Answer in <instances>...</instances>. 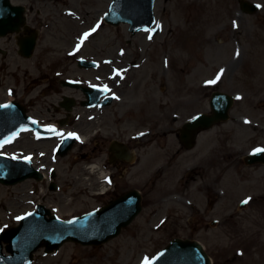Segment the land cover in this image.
Instances as JSON below:
<instances>
[{"label":"rangeland","instance_id":"rangeland-1","mask_svg":"<svg viewBox=\"0 0 264 264\" xmlns=\"http://www.w3.org/2000/svg\"><path fill=\"white\" fill-rule=\"evenodd\" d=\"M250 1L261 7L246 13L238 0H156L160 29L149 39L147 31L130 32L127 23L105 22L110 0H11L25 7L37 42L26 58L16 41L30 31L0 36V102L14 96L40 123L61 126L62 120V127L87 132L89 139L74 142L64 155L55 153L61 141H36L28 132L5 146L1 154H33L32 165L43 178L0 183V229L17 224L37 203L59 208L65 219L96 209L127 188L140 189L143 197L141 212L116 237L97 246L65 242L51 253L40 247L32 264H143L177 236L202 243L212 264H264V175L252 174L264 164L246 166L239 157L264 141V0ZM86 32L91 35L80 44ZM79 58L97 64L80 67ZM117 69L121 74L114 76ZM222 69L215 84H206ZM65 78L107 86L114 97L108 105L84 106L82 90L63 86ZM216 90L238 93L240 99L228 120L183 151L175 131L195 112L209 111ZM63 95L74 101L70 110L59 104ZM126 104L132 108L124 113ZM113 137L135 150L122 170L108 158ZM88 163L103 164L113 175L102 194L96 193L103 186L101 172H87ZM197 180L205 182L204 195ZM213 187L221 192L217 213L208 207ZM246 196L262 214L238 210ZM233 207L243 223L235 216L231 228L227 215ZM201 215L226 220L199 224Z\"/></svg>","mask_w":264,"mask_h":264},{"label":"water","instance_id":"water-1","mask_svg":"<svg viewBox=\"0 0 264 264\" xmlns=\"http://www.w3.org/2000/svg\"><path fill=\"white\" fill-rule=\"evenodd\" d=\"M153 2L154 0H113L105 20L112 24L129 22L132 31L147 27L153 19ZM242 7L247 12L257 9L256 4L245 1L242 2ZM23 12L22 5H12L9 0H0V35L18 31L24 24ZM19 45L22 53L30 56L35 45L34 35L23 39ZM79 63L89 64L84 60ZM71 85L78 86L77 83ZM82 89L90 99L97 98L96 93L84 87ZM84 103L87 104V101ZM231 103L232 97L229 94L214 92L210 101L211 113L199 114L186 122L180 136L181 141H194L197 131L225 120ZM6 105L10 107L0 108V144L5 140L11 141L19 128L34 126L19 103L10 102ZM71 144L72 140L64 143L60 153L64 154ZM256 159L258 156L250 157L248 161ZM26 177L40 178L41 174L30 168L27 161L0 156V182L15 183ZM140 200V193L132 189L107 205L70 220L57 219L48 209L38 205V210L23 218L20 225L0 233V264H30L33 251L40 245L46 246V252L58 248L65 241L99 245L116 236L121 228L132 221L141 209ZM46 214L50 217L47 218ZM2 241L7 243L5 248L10 255L2 252ZM152 261L153 264H210L209 257L199 242L181 238L170 241Z\"/></svg>","mask_w":264,"mask_h":264},{"label":"flooded vegetation","instance_id":"flooded-vegetation-1","mask_svg":"<svg viewBox=\"0 0 264 264\" xmlns=\"http://www.w3.org/2000/svg\"><path fill=\"white\" fill-rule=\"evenodd\" d=\"M264 140V139H263ZM259 142H261V145H262V147L264 148V141H257V143H259ZM130 147V146H129ZM264 156V155H263ZM117 163H118V166L120 167L121 166V163H123V160H117ZM214 164V163H213ZM212 164V165H213ZM243 164L244 165H246L247 166V164H246V162H245V157L243 156ZM261 164H264V163H260V165ZM261 167V166H260ZM260 167H255V168H252L253 170V172H252V174H255L256 176L259 174H263L264 175V170H259L258 168H260ZM123 167L121 166L120 167V169H122ZM211 168V166L209 167V169ZM198 184H200V185H198V191L200 192V193H202L203 194V185L205 184V182H203L202 184H201V182L200 183H198ZM192 185V182H189L188 184H187V187H190ZM209 187V185L207 184L206 185V188H208ZM215 189V188H214ZM214 189H212V190H214ZM211 194L213 195V197H214V199H213V201H210V204H208V207L211 209V211H215V209H216V203H218V201L220 200V194H219V192L215 189L214 190V192H212L211 191ZM215 198H217V200H215ZM232 202V201H231ZM252 202H255V201H252ZM252 202L249 204V205H251L252 204ZM249 208V210L251 211V212H253L254 213V215H258V213H261V210L262 209H259V208H254V207H245L244 208V206H243V211H245V210H247ZM242 211V210H241ZM243 211H242V213H243ZM198 212H201V211H198ZM217 212H219L218 210L217 211H215V213H217ZM262 214V213H261ZM224 215V214H223ZM241 215V214H240ZM238 213H236V208L235 207H233V211L229 214V215H227V217H228V219H229V223H230V225H231V228L233 227V226H235V225H237L236 224V220H235V216H238L239 218H240V222L239 223H243V218H241V216H240ZM200 218H197V220H198V223L199 224H201V223H207V222H209V220L210 219H208V220H206V215L205 216H203V215H201V216H199ZM216 218H218L219 220H226V218H223L222 217V215L220 216V215H217V216H215ZM213 217H211V220L210 221H212L213 219H212ZM197 223V224H198ZM238 223V224H239ZM251 248H253V247H251Z\"/></svg>","mask_w":264,"mask_h":264},{"label":"snow or ice","instance_id":"snow-or-ice-1","mask_svg":"<svg viewBox=\"0 0 264 264\" xmlns=\"http://www.w3.org/2000/svg\"><path fill=\"white\" fill-rule=\"evenodd\" d=\"M257 8L261 7V5H256ZM107 15V14H106ZM236 22L233 21V27H236ZM96 27H99V25H97ZM157 27H159V25H157ZM96 29L93 28L91 31L94 32ZM145 31H148V29H145ZM91 35V32H86L83 34V37L81 38V41H80V44L83 43V41L85 39H87L88 36ZM149 39H151V35L148 37ZM80 44L77 45V49L80 47ZM239 53H237L238 55ZM223 73V69L221 70L220 73L217 74V76L215 77V79L213 80H209V81H206V84H215L219 79H220V76L222 75ZM237 99H240V97H237ZM10 107V105H0V108H8ZM195 119V118H194ZM246 123H248V121H245ZM35 123V122H34ZM50 131H54V129H49ZM15 135V134H13ZM75 134H72V133H69V136H74ZM141 135H143V133H141ZM78 138V137H77ZM9 141L8 140H5L3 143H8ZM0 147H2V144H0ZM258 153H264V148H261V147H257L255 149H253V153L252 154H258ZM250 199V198H249ZM243 204H247L248 203V199H245L244 201H242ZM30 215V214H29ZM17 219H22V217H18ZM0 231H2V229H0ZM161 255H163L161 253ZM143 264H153V261L152 260H149V258L145 257L144 261H143Z\"/></svg>","mask_w":264,"mask_h":264},{"label":"bare ground","instance_id":"bare-ground-1","mask_svg":"<svg viewBox=\"0 0 264 264\" xmlns=\"http://www.w3.org/2000/svg\"><path fill=\"white\" fill-rule=\"evenodd\" d=\"M137 67H138V65H137ZM228 70V69H227ZM114 72V76H116V75H120L121 74V72H119V70L117 69V70H114L113 71ZM10 99H12V98H10ZM129 108H132V105H130V104H126L125 106H124V108H123V111H124V113H127L128 111H130L129 110ZM139 112H142V113H144L142 110H140L139 109ZM62 131H64L65 133H70L71 131H68L67 130V128H63L62 129ZM76 135H77V140H82V141H86L87 140V132L85 133V132H83V131H80V132H78V133H76ZM2 150H6V147H4ZM31 158H33V156L31 157ZM86 168V171L87 172H90L91 174H95V172L98 170V168H97V165H90V166H86L85 167ZM102 173H101V175H100V177H103V175H104V173H103V170L101 171ZM97 173V172H96ZM78 182H79V184H82V181L80 182V180H78ZM101 189L102 190H105L106 189V187L105 186H102L101 187ZM52 209V212H54L58 217H61V214L58 212L59 211V208H51Z\"/></svg>","mask_w":264,"mask_h":264}]
</instances>
